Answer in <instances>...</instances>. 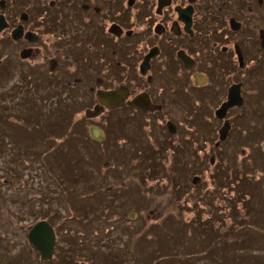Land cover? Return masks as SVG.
<instances>
[{
	"label": "flooded vegetation",
	"instance_id": "obj_1",
	"mask_svg": "<svg viewBox=\"0 0 264 264\" xmlns=\"http://www.w3.org/2000/svg\"><path fill=\"white\" fill-rule=\"evenodd\" d=\"M4 60L25 78H44L37 86L49 78L85 91L98 120L154 123L161 146L168 134L188 144L189 130L204 144L235 120L236 107L217 114L233 85L240 121L251 97L264 105V0H0ZM100 90H121L123 104L105 107ZM137 97L148 107L129 104Z\"/></svg>",
	"mask_w": 264,
	"mask_h": 264
},
{
	"label": "rangeland",
	"instance_id": "obj_2",
	"mask_svg": "<svg viewBox=\"0 0 264 264\" xmlns=\"http://www.w3.org/2000/svg\"><path fill=\"white\" fill-rule=\"evenodd\" d=\"M13 60L19 66V59L13 58ZM16 78H19L17 73ZM11 84H13V79L10 82L9 80L0 81V106L7 104V107L5 106L2 110L6 114L10 113L9 122H17V115L26 116L25 112H29V109L33 110V106L36 105L38 108L34 112L42 109L43 114L46 113L44 115L50 117L48 120H57L58 111H61L58 108L64 106L62 102L66 103L62 100L69 98L66 91L60 96L51 92L46 95L50 89L44 86V88L33 90L25 87V85L20 91V97L11 92L6 95L4 91L10 90ZM25 96L32 97L36 103L31 102V104L29 101L24 103L25 105L22 104L20 100L24 99ZM259 97V95H255L251 97L250 102H247L245 110L247 118L254 116L260 119L262 117L263 106L258 101ZM85 100L88 101L87 94L80 103H85ZM26 104L29 105V109ZM164 108L168 109L166 106ZM12 113L16 116L12 117ZM38 117L40 122L42 121L41 118H45L41 115ZM0 119H4V114L0 113ZM91 124L92 122H88L87 126ZM8 125L14 126L11 123ZM125 125V123H117L118 144L122 137L130 140L131 144L124 151L118 147V155L124 167L122 175L118 177L111 167L109 176L107 173L101 175V170L97 166L90 170L88 166L93 163H89L86 154L79 151L81 149L76 148L71 149V154L75 160L71 159L70 153H67L69 169L62 175L61 170H58V166L55 164L57 160L54 158L57 155L53 148H59L58 143L61 141V138L54 137L56 131L58 132L59 129L64 133L68 131L65 123L59 122L55 123L54 126H46L48 130L44 129L42 135L38 134L39 146L36 147L35 142L34 148L29 149L28 145L30 148L33 147L31 134L23 135L24 133H22L11 138L5 133L4 137V122L1 124L0 121V134L2 136L0 137V243H2L0 245V259L2 261L0 264H5L7 260L11 261L15 257L14 255L20 252L28 255L26 251L34 247L28 239V232L37 221L45 219L46 216H51V210L49 212L43 211V208L48 205L58 215L50 217V221L58 228V247L52 260L44 264H65L60 255L62 250H68L71 246H74L79 252L78 255H73L74 264H259L256 259L257 256L264 260V172L261 171L262 169H255L247 174L257 180L261 178L252 188L254 199L258 202L256 206L261 208L255 215L253 208L252 216L254 215L258 219L254 227L255 230L246 227L241 229L243 225L241 223L235 227L232 225L229 236L239 237L236 245H229L223 250L222 244L218 252L213 250V255L209 257L201 254V249L202 247L210 249L211 245L216 246L213 239L216 229L212 227L210 230L201 231L200 227L184 226L182 222L181 225L177 222L179 217L176 208H174L175 204L170 189H161L163 188L162 184L166 182L165 175L147 180L149 186H154L156 190L150 197L147 196L149 202L142 206V192L147 190L143 180L146 179L148 172L144 165L148 163L144 162L146 160L143 158L144 155L139 153L136 148H131L141 130L131 123L124 128ZM151 127L152 131L148 130L145 138H142L143 145L139 147L140 151H143L147 144L148 149L151 150L152 146L149 145V142H151V136L154 133L158 134V139L165 138L155 124ZM143 130L146 132V129ZM241 131L239 135L249 137L250 131L247 128H242ZM95 132L99 139L103 137L101 131L95 130ZM261 135H264V130L258 132V136ZM152 144L157 148V141L152 142ZM24 146L27 147V152H22ZM227 147L230 164L235 168L239 162L244 161L242 152L238 151L239 148L236 147L232 137ZM261 147L264 150V140ZM36 148L39 149V153L32 155V150L36 151ZM251 154L253 153L251 152ZM92 156H94L93 153ZM195 173L198 172H187L183 181L184 188H189L190 192H187V196L190 201L199 200L201 194L200 189L194 191L195 186L189 181ZM208 173L209 171L205 172V174ZM179 174L177 173V178H179ZM198 176L202 178L201 172ZM92 179L102 182L104 185L102 183L95 184ZM33 180H35L34 188L29 183ZM199 181V187L203 186V190H210L212 187L209 184L210 180L201 186V180L197 178L196 182ZM82 185L83 189L70 191V187ZM36 186L42 188V192H38L35 189ZM91 186L95 188L103 186V191L86 198L84 202L76 204L77 207L73 208L70 203L74 198L82 199L89 195ZM124 201L125 203L121 204ZM211 202L216 205L220 200L213 198ZM251 205L253 206L252 203ZM239 206L241 204H237L238 212L245 216L243 211H239ZM106 208H108L107 211H105ZM58 211L62 214H59ZM42 213L44 218H40L39 214ZM185 213L192 215V212L189 211ZM162 214L163 217H161ZM218 215H221L223 222L226 221L223 213ZM64 217L67 219L65 224ZM155 223L158 225L153 226L152 224ZM245 223L246 226H249L248 221ZM227 224H230V220ZM188 227L192 230L189 231ZM68 235L76 240L74 244L68 240ZM198 244L199 246H197ZM102 245H104L103 248ZM109 246L112 248L111 250H108ZM34 253L38 254L36 249ZM227 253H230L228 258ZM17 256L20 255L17 254ZM215 256L219 260L215 259ZM38 259L40 257H37ZM37 260L34 264H38L39 261ZM12 263L13 260L10 264ZM262 264L264 263L262 262Z\"/></svg>",
	"mask_w": 264,
	"mask_h": 264
},
{
	"label": "trees",
	"instance_id": "obj_3",
	"mask_svg": "<svg viewBox=\"0 0 264 264\" xmlns=\"http://www.w3.org/2000/svg\"><path fill=\"white\" fill-rule=\"evenodd\" d=\"M4 69V72H3ZM16 71L17 66L16 64H12L11 62L0 61V81H8L9 82L13 79L14 87L13 85L10 86V90L4 91L6 95H9L10 92L17 94V96L20 97V91L22 90L23 86L32 88L33 90H38L39 88H48L50 89L46 95L51 93H55L57 96L63 95L64 91L58 88H54L51 86L50 82L47 81L41 86H37L38 81L43 82L44 78H41L40 80L37 78L33 80L28 78H25L21 75H19V78L16 77ZM15 82L17 85H15ZM5 90V89H4ZM80 92V94H79ZM67 94H69V98L64 99L62 101V104L64 106L59 107L58 110V116L57 120H48L50 117H47L46 113L43 114L42 109H39L38 111L34 112L36 108H38V105L33 106V110L29 109V105L26 104L29 112H25L26 116H20L17 115L18 120L17 122H9V117H11L10 113L6 114L3 108L5 106L7 107V104L1 105L0 113L4 114V119H0L1 124L4 122V137L5 133L13 138L14 136L21 135H27L31 134L33 137V147L29 149H33L35 142L36 147L39 146V136L38 134H43V130L47 129V127L54 126L55 123H65L68 131L64 133L60 129L58 132L54 134L55 138H61V141L58 143L59 148H53V151L56 153V157L54 160H57V163H55L58 167V170H61L62 175L66 173V171L69 169V159L67 156V153H70L71 159L75 160L74 156L71 154V149H81L79 151L86 154V156L89 158L88 168L93 170L95 166L99 167L101 170V175L107 173L109 176L110 167L111 169H114L116 172V176L120 177L122 175V172L124 170V167L122 165V162L120 161V156L118 155V147L124 151L129 144H131L130 140H127L125 137H122L120 140V143L118 144V126L117 123H125L124 126L127 127L128 124L131 122H124V121H108L105 120V118H95V116L99 115H93V116H87L86 109H88L91 106V103L89 101L85 100V103H80L82 99L86 96L85 91L83 90H73L66 91ZM30 101V102H29ZM22 104L24 103H36L32 100V97L25 96L24 99L22 98L20 100ZM31 103V104H32ZM25 105V104H24ZM251 108V105H250ZM66 111L65 113L62 111ZM236 112L234 114V122L231 123V131L229 135L234 136H227V138L224 141H221V144L216 147V142L219 141V135L213 137V139H207L204 144H200L199 138L194 136L195 134L192 133L191 130L188 131V135L190 138L186 140L188 144L185 145L179 144L173 140V138H176L173 135H168L166 139V144L161 146L160 140L158 141L156 136L151 138V142H149V145L152 146L151 150L148 149L147 146L144 147L143 151L139 150V147L143 145V139L145 138V135H147L148 130H151V125H146L145 123H131L134 127L141 130L138 134V138L133 142V145L131 148H136L139 153H141L143 158H146L144 162H147V165H144V168L148 170L146 179L143 180V183L147 187V190H145L143 193L142 198V206L149 202L150 195L156 190L154 189V186H149L147 180L154 179L160 175H165L166 182L162 184L161 188L164 189H170L171 197L173 198V203L175 204L176 213L179 217V220L177 221L180 225L181 222L184 224V226H197L201 228V231H207L213 228L216 229L215 236L213 239L215 240L216 246H210V249H206L202 247L201 254H204L206 256H212L213 250L215 252H218V249L223 244V250L224 247H229V245L235 246L237 243V240L239 237H232L229 236V231L232 230V225L238 226L243 224L241 226V229L244 227L254 229L256 223L258 222V219L255 214L258 213L261 208L257 207L256 204H258L257 201L254 199V193L252 192V188L257 184L259 181L258 178H252L249 177L247 174L255 169H262L261 171L264 172V150L261 147V143L264 140V135L258 136V132L264 130V105L262 109V117L258 119L257 117L252 116L251 118H248L245 121H240V118H242V112L244 111L243 108H235ZM83 112V113H82ZM82 113V114H80ZM36 115L44 116L45 118H40ZM16 116V114L12 113V117ZM37 117V119H36ZM28 122V123H27ZM92 122L93 124L101 125L105 129V138L101 141H97L91 138L89 132H88V126L87 123ZM8 123L13 124L14 126H9ZM43 124V125H42ZM189 127L194 126L193 123L187 124ZM47 126V127H46ZM196 128V126H195ZM194 128V130H195ZM242 128H247L248 131H250L249 137H244L239 135V132L242 130ZM133 129V128H131ZM130 129V130H131ZM143 129H146V132H144ZM31 130V131H30ZM48 130V129H47ZM128 130V129H127ZM242 132V131H241ZM155 135V134H153ZM0 137L1 134H0ZM28 138V136H25ZM233 139L234 143H236V147L239 148L238 151L242 152V159L244 161H241L237 164L235 168H233L230 164V159L228 158L229 155L227 153L228 151V144L230 139ZM17 138V137H15ZM158 142V146L156 149L153 148L152 142L154 141ZM154 143V142H153ZM5 146V145H4ZM49 147V145H48ZM27 152V147L22 148V152ZM78 151V152H79ZM248 151V153H247ZM251 152L253 154H251ZM29 153V152H28ZM39 153V149L36 148V151L32 150V155H36ZM92 153L94 156H92ZM212 155H215V162L212 164L210 157ZM163 157V159H161ZM192 159V160H189ZM143 161V160H142ZM143 162V163H144ZM203 164V168L198 169V164ZM153 165H155L153 167ZM251 167V168H250ZM163 170V171H161ZM189 171H196L199 174L201 172V185L208 183L207 180H210V183L212 187L210 190H203V186L199 187V184H194L191 181L194 186V191H201L200 199L199 200H189V197L187 196V192L189 191V188H184V178L186 177V173ZM209 171L208 174H205V172ZM235 171V172H234ZM177 173L179 174V178H177ZM184 175V176H183ZM110 179V178H109ZM93 180V179H92ZM34 181L29 182L32 185V188H34ZM88 181V180H86ZM95 184L102 183L97 182V180H93ZM200 183V182H199ZM103 184V183H102ZM104 185V184H103ZM116 185V184H115ZM40 186V185H38ZM36 186V190L38 192H42V188H38ZM80 187V188H78ZM199 187V188H198ZM198 188V189H197ZM78 189H83L82 186H72L70 187V191H76ZM91 193L87 195L86 197L80 199L78 197H75L74 200L70 203L73 208H75L76 204L82 203L86 200V198H89L90 196H94L97 194H100L101 191H103V186H99L95 188L94 186L90 187ZM161 191V190H160ZM198 193V192H197ZM145 195V196H144ZM232 195V196H231ZM148 196V197H147ZM213 198H219L220 202L216 205L211 202ZM251 199V200H250ZM48 200V199H46ZM223 201V202H222ZM234 202L235 205H234ZM125 201L121 204H124ZM253 204V206L251 205ZM237 204H241L239 206V211H243V214L245 216H242L240 212L237 210ZM116 205H118L116 203ZM204 205V206H202ZM141 206V207H142ZM77 207V206H76ZM253 208L255 209V213L252 216ZM41 209V208H40ZM108 208L105 209L107 211ZM51 210V216L55 215L58 216L56 211L52 210L51 207L48 205L46 208H43L44 212H49ZM189 211L192 212V215L186 214L185 212ZM42 212V211H41ZM59 212V211H58ZM219 213H223L225 220L223 222L221 215H218ZM227 215H226V214ZM59 214H62L59 212ZM208 214L206 217L205 215ZM40 218H44V214H39ZM51 216H46L45 219H48L50 221ZM163 217V214L161 215ZM66 217H64V224L66 223ZM230 220V224H227ZM249 222V226H246L245 222ZM51 222V221H50ZM149 224L150 221H148ZM52 223V222H51ZM262 223V221H261ZM53 224V223H52ZM56 231L58 232V228L56 227ZM63 227V223L61 224ZM158 225V224H152ZM179 227V226H178ZM189 231L192 229L190 227L187 228ZM212 232V231H209ZM240 232V231H239ZM214 233V232H213ZM239 234V233H238ZM69 241L74 244L76 241L74 238H71L69 235ZM2 243H0L1 245ZM104 245H102L103 248ZM199 246V244L197 245ZM58 247V245H57ZM34 248V247H33ZM31 247L28 249L27 254H24V252L17 253L20 256H17L15 254L12 258L13 263L12 264H34L35 260H37V257H40L39 253L36 255L34 253L35 248L33 250ZM75 249V252H74ZM112 248L109 246L108 250H111ZM212 253V254H210ZM78 250L71 246L68 248V250L63 251L60 255L61 258L64 259L65 264H74L75 259L73 260V255H78ZM230 253H227V258L229 257ZM31 256H33L31 258ZM252 259V256H250ZM58 258V257H57ZM59 259V258H58ZM215 259H218V257L215 256ZM257 261L259 264L264 263V260L259 258L257 256ZM11 261H5V264H10ZM219 260V259H218ZM37 261L38 264H42L40 262V259ZM0 259V263H1ZM236 263V262H235ZM44 264V263H43Z\"/></svg>",
	"mask_w": 264,
	"mask_h": 264
},
{
	"label": "water",
	"instance_id": "obj_4",
	"mask_svg": "<svg viewBox=\"0 0 264 264\" xmlns=\"http://www.w3.org/2000/svg\"><path fill=\"white\" fill-rule=\"evenodd\" d=\"M15 35V34H14ZM14 37H17L15 35ZM240 85H233L229 89L228 99L218 109L217 114L222 118L226 115L229 108L242 105V97L239 88ZM99 100L107 107L120 106L123 104L124 92L121 90H100L98 91ZM130 105L146 107L140 97L134 98L129 102ZM148 107V106H147ZM170 131L175 132L174 125L168 122ZM229 129L228 123L221 129L220 138L224 139ZM96 129H92L93 135L96 137ZM29 241L40 251L41 260L50 259L53 256L54 244L56 241V233L53 226L47 220L36 222L28 232Z\"/></svg>",
	"mask_w": 264,
	"mask_h": 264
}]
</instances>
